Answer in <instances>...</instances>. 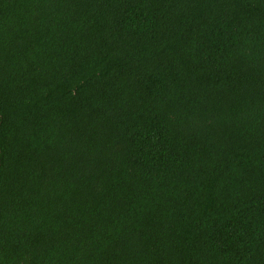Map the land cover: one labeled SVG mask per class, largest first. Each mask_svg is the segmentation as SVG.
Wrapping results in <instances>:
<instances>
[{"label":"trees","instance_id":"obj_1","mask_svg":"<svg viewBox=\"0 0 264 264\" xmlns=\"http://www.w3.org/2000/svg\"><path fill=\"white\" fill-rule=\"evenodd\" d=\"M0 264H264V0H0Z\"/></svg>","mask_w":264,"mask_h":264}]
</instances>
